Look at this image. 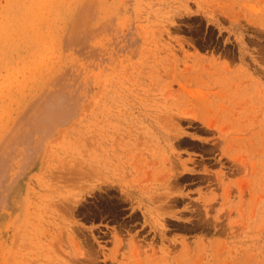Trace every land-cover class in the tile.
I'll use <instances>...</instances> for the list:
<instances>
[{
	"label": "rangeland",
	"instance_id": "374dc122",
	"mask_svg": "<svg viewBox=\"0 0 264 264\" xmlns=\"http://www.w3.org/2000/svg\"><path fill=\"white\" fill-rule=\"evenodd\" d=\"M0 264H264V0H0Z\"/></svg>",
	"mask_w": 264,
	"mask_h": 264
}]
</instances>
